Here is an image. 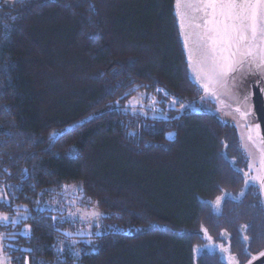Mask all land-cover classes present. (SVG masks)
Listing matches in <instances>:
<instances>
[{"label":"trees","instance_id":"1","mask_svg":"<svg viewBox=\"0 0 264 264\" xmlns=\"http://www.w3.org/2000/svg\"><path fill=\"white\" fill-rule=\"evenodd\" d=\"M176 3L0 0L11 264H246L264 250L259 182L223 98L193 75ZM143 96L166 116L133 110Z\"/></svg>","mask_w":264,"mask_h":264},{"label":"water","instance_id":"2","mask_svg":"<svg viewBox=\"0 0 264 264\" xmlns=\"http://www.w3.org/2000/svg\"><path fill=\"white\" fill-rule=\"evenodd\" d=\"M193 2L194 0H180L178 3L177 0L176 3V14L193 75L202 87L211 89L212 92L220 95L223 101H230L243 114L247 113L245 116L249 122V136L259 148L262 160L264 157V66L257 65L261 64L260 58L264 56V40L258 37L256 41L250 42L253 57H249L242 65H235L234 70L223 69L220 66L223 64L222 61L213 70L210 62L201 63L202 58L197 56L202 43L200 39L202 30L198 25H202L203 21L200 19L201 13L188 7ZM221 72L223 74H220ZM244 96L249 97L247 102L243 100ZM260 168L261 176H264L262 163ZM259 185L264 199V186L260 183ZM246 264H264V251L255 255Z\"/></svg>","mask_w":264,"mask_h":264},{"label":"snow or ice","instance_id":"3","mask_svg":"<svg viewBox=\"0 0 264 264\" xmlns=\"http://www.w3.org/2000/svg\"><path fill=\"white\" fill-rule=\"evenodd\" d=\"M188 7L202 14L200 19L203 23L198 25L202 30V43L197 56L202 58L201 63L210 62L213 70L221 61L223 69L234 70L235 65H242L249 57H253L250 42L256 41L258 37L264 40V0H194ZM260 59L258 67L264 66V56ZM248 99V96L243 97L245 102ZM261 163L264 165V157ZM252 179L264 186V176ZM245 184H248L247 180Z\"/></svg>","mask_w":264,"mask_h":264},{"label":"rangeland","instance_id":"4","mask_svg":"<svg viewBox=\"0 0 264 264\" xmlns=\"http://www.w3.org/2000/svg\"><path fill=\"white\" fill-rule=\"evenodd\" d=\"M14 0H9V2ZM217 102V112L222 118L223 121L232 123L236 126L243 146L247 150L250 157L249 171L251 177H256L261 175V152L256 146V143L250 138L248 131V118L241 111L237 110L230 101L215 99ZM171 104V106H174ZM179 105V104H178ZM133 110L142 111L149 113L152 116H166V113L160 107L156 98L151 97H139L133 105H131ZM53 207H55L52 204ZM73 215L79 216L82 218L83 222L86 223L88 227L98 224L101 221L102 213L99 209L94 208L92 210H83L80 208L74 209L72 211ZM0 217L4 215L0 212ZM2 219H0L1 221ZM0 264H11L10 258L4 250V234L0 232Z\"/></svg>","mask_w":264,"mask_h":264},{"label":"flooded vegetation","instance_id":"5","mask_svg":"<svg viewBox=\"0 0 264 264\" xmlns=\"http://www.w3.org/2000/svg\"><path fill=\"white\" fill-rule=\"evenodd\" d=\"M264 48V47H263ZM264 50V49H263ZM263 52V51H262ZM245 75V74H244ZM261 176V175H260ZM259 182V181H258ZM264 251V250H263ZM262 252V251H261ZM257 255V254H256Z\"/></svg>","mask_w":264,"mask_h":264}]
</instances>
